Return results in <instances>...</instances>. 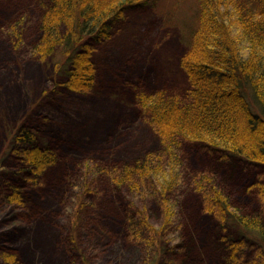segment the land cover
Listing matches in <instances>:
<instances>
[{"label": "trees", "instance_id": "trees-1", "mask_svg": "<svg viewBox=\"0 0 264 264\" xmlns=\"http://www.w3.org/2000/svg\"><path fill=\"white\" fill-rule=\"evenodd\" d=\"M160 2L42 1L37 23L26 24L21 13L5 28L0 83L16 76L25 57L17 52L30 37L33 59L67 53L63 88L93 93L95 44L109 40L128 10ZM193 4L191 18L177 21L185 24L180 68L188 84L137 94L159 148L136 157L123 146L106 161L80 163L68 148L42 145L25 122L17 128L0 157L9 165L0 168V212L19 224L0 238V264H76L60 247L64 232L72 245L70 227L93 264H145L153 248L151 264H264V0ZM185 145L204 150L193 151L187 167ZM185 183L198 194L190 206ZM63 205L70 227L60 222ZM164 244L169 259L161 261Z\"/></svg>", "mask_w": 264, "mask_h": 264}, {"label": "rangeland", "instance_id": "rangeland-1", "mask_svg": "<svg viewBox=\"0 0 264 264\" xmlns=\"http://www.w3.org/2000/svg\"><path fill=\"white\" fill-rule=\"evenodd\" d=\"M42 1L0 0V53L2 47L8 48L5 28L9 22L22 13L26 24L37 23ZM182 2L171 4L161 0L155 8L146 5L128 10L110 30L109 40L95 44L98 76L96 90L89 94L74 93L62 87L66 81L62 71L68 62L61 60L67 53L33 59L34 56L26 52L32 42L28 40L30 37L25 38L23 48L17 52L25 57L17 59L16 76L6 81V87L0 83V157L9 150L17 128L24 124L39 134L42 145L54 143L60 150L68 148L70 157H76L80 163L91 159L106 161L116 154L113 151L123 146L134 147L136 157L159 148L156 135L144 120L137 94L156 90L179 92L188 84L180 68V59L186 50L182 41L185 24L182 26L177 21L185 15L189 17V9L192 12L195 4L193 0H185L188 3L183 12ZM60 61L63 65L57 66ZM262 134L264 136V131ZM184 149L186 167L194 161L193 151L204 152L199 146L185 145ZM128 156L133 160L130 154ZM128 156L116 157L129 160ZM0 168L6 170L9 165H0ZM186 172L190 171L186 169ZM186 186L185 183L182 200L191 205L198 194ZM0 188L1 191L4 188L1 182ZM186 204L182 207L187 211ZM58 211L61 224L70 227L66 205ZM6 213L0 212V238L7 237V232L19 224L18 221L6 223ZM75 232L70 227L71 246L69 239L65 241L64 232L61 250L64 249L67 258H72L76 264H93L79 231L75 229ZM163 247L166 253L164 251L161 261L169 259L170 253L169 245ZM154 256L153 248L145 264H151Z\"/></svg>", "mask_w": 264, "mask_h": 264}]
</instances>
